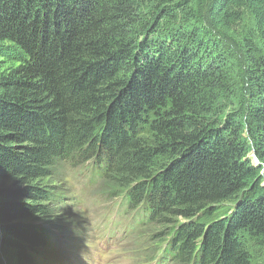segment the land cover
<instances>
[{
  "label": "trees",
  "instance_id": "1",
  "mask_svg": "<svg viewBox=\"0 0 264 264\" xmlns=\"http://www.w3.org/2000/svg\"><path fill=\"white\" fill-rule=\"evenodd\" d=\"M2 43L0 244L19 264L53 244L55 171L92 160L129 188L116 213L177 221L161 263L264 264V0H0Z\"/></svg>",
  "mask_w": 264,
  "mask_h": 264
},
{
  "label": "rangeland",
  "instance_id": "2",
  "mask_svg": "<svg viewBox=\"0 0 264 264\" xmlns=\"http://www.w3.org/2000/svg\"><path fill=\"white\" fill-rule=\"evenodd\" d=\"M9 46L0 44V73H6L16 64L2 53ZM249 156L253 162H258L252 152ZM79 167L61 165L51 179L52 198L48 202L51 215L37 222V226L48 230L49 241L53 243L43 251V264H70L66 259L69 257H73L75 264H94L93 261L102 264L100 258H105L109 264H164L159 261L160 255L179 229L177 221L146 220L138 225L132 219L136 212L130 209L128 218L119 220L116 211L127 209L124 196L129 188L124 190L103 183L97 178L99 172L94 160ZM91 172H95V177ZM227 208L231 209L232 205ZM131 220L134 230L131 234H122V228L126 229L125 225ZM15 254L13 248L0 244L1 264H19ZM259 255L264 262L263 251ZM173 260L165 264H172Z\"/></svg>",
  "mask_w": 264,
  "mask_h": 264
},
{
  "label": "bare ground",
  "instance_id": "3",
  "mask_svg": "<svg viewBox=\"0 0 264 264\" xmlns=\"http://www.w3.org/2000/svg\"><path fill=\"white\" fill-rule=\"evenodd\" d=\"M75 165H73V167H74ZM78 166V165H77ZM82 166V165H81ZM76 167V166H75ZM79 167V166H78ZM85 167V166H84ZM83 167V168H84ZM80 168V167H79ZM82 168V169H83ZM87 168V167H86ZM85 168V169H86ZM76 170V169H75ZM79 170V169H78ZM88 170H89V168H88ZM87 170V171H88ZM92 170V169H91ZM98 170H99V168H98ZM74 171V170H73ZM84 172V171H83ZM85 175H87V174H85ZM77 176V175H76ZM81 178V177H80ZM101 180V179H100ZM129 213H131V212H129ZM128 216H129V214L127 215L124 211L123 212H121L120 214H119V220H121V219H126V218H128ZM133 217V216H132ZM127 228L125 229L124 227L122 228V234L124 233V232H126L127 234H131V232L134 230V222L131 220L130 222H127V224L125 225ZM103 239V238H102ZM167 251V250H166ZM67 260H70L69 258H66ZM156 259V258H155ZM106 259L105 258H100L99 259V261H102V264H109L108 262H106L105 261ZM163 259L162 258H160V260L159 261H162ZM154 261V260H153ZM93 263L94 264H99V263H95L94 261H93Z\"/></svg>",
  "mask_w": 264,
  "mask_h": 264
}]
</instances>
